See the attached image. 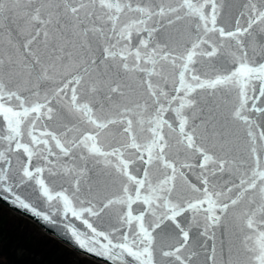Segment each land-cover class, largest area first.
I'll use <instances>...</instances> for the list:
<instances>
[{
	"label": "snow or ice",
	"instance_id": "snow-or-ice-1",
	"mask_svg": "<svg viewBox=\"0 0 264 264\" xmlns=\"http://www.w3.org/2000/svg\"><path fill=\"white\" fill-rule=\"evenodd\" d=\"M0 199L97 264H264V0H0Z\"/></svg>",
	"mask_w": 264,
	"mask_h": 264
},
{
	"label": "trees",
	"instance_id": "trees-1",
	"mask_svg": "<svg viewBox=\"0 0 264 264\" xmlns=\"http://www.w3.org/2000/svg\"><path fill=\"white\" fill-rule=\"evenodd\" d=\"M10 214V215H8ZM0 264H97L0 205Z\"/></svg>",
	"mask_w": 264,
	"mask_h": 264
},
{
	"label": "water",
	"instance_id": "water-1",
	"mask_svg": "<svg viewBox=\"0 0 264 264\" xmlns=\"http://www.w3.org/2000/svg\"><path fill=\"white\" fill-rule=\"evenodd\" d=\"M59 183V182H56ZM20 194L22 196H28L29 199H31L33 201V203L36 204V206L38 208H40L41 210H46L44 208V205L41 204V202L36 199L35 194L31 193L29 190L26 189H22L20 191ZM0 204L5 206L6 208H8L9 210H11L12 212L23 216L29 220H31L33 223H35L43 232H45L46 234L54 237L56 240H58L59 242H61L62 244L66 245L67 247L71 248L73 251H75L77 254L84 256L86 258H89L91 260H94L97 262V258L94 256H90V254L84 252L82 249H79L78 246H76L73 241L69 238V236L66 234V232L64 231V229L60 226L62 222L59 221L58 217H54V219L57 220V224L56 225H50L46 222H44L43 220L39 219V218H35L33 216H31V214H22V212L24 210L20 209L17 206H13L11 205L7 200L4 199H0ZM106 264V262H105Z\"/></svg>",
	"mask_w": 264,
	"mask_h": 264
},
{
	"label": "rangeland",
	"instance_id": "rangeland-1",
	"mask_svg": "<svg viewBox=\"0 0 264 264\" xmlns=\"http://www.w3.org/2000/svg\"><path fill=\"white\" fill-rule=\"evenodd\" d=\"M8 215H10V214H8Z\"/></svg>",
	"mask_w": 264,
	"mask_h": 264
}]
</instances>
